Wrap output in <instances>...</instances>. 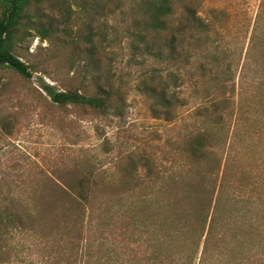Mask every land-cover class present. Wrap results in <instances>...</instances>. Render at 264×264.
<instances>
[{"label": "rangeland", "instance_id": "obj_1", "mask_svg": "<svg viewBox=\"0 0 264 264\" xmlns=\"http://www.w3.org/2000/svg\"><path fill=\"white\" fill-rule=\"evenodd\" d=\"M109 1L111 10H101L92 23L102 26L103 34L110 31L106 39L87 34L89 20L76 6L65 12L42 5L38 15L52 26V36L41 39L32 30L19 49L21 59L36 71L27 80L10 69L0 70V201L13 196L19 206H29L40 193L54 198L73 177L90 172L113 181L130 156L138 176L147 174L143 158L155 171L184 172L183 141L203 131L212 133V150L222 163L231 159V178L242 170L264 177V14L257 24L261 0H202L198 13L207 29L190 32L192 38L185 34L175 61L132 49L126 34L131 0ZM169 37L162 31L147 38L155 49L166 51ZM89 45L98 74L83 67ZM153 72L156 80L167 79L168 91L176 97L168 115L154 117L149 99L137 89L140 79ZM107 78L124 103L120 115L107 118L86 107H56L41 89L45 82L59 90L84 86L86 94H93L96 83L105 85ZM219 100L222 116L214 105ZM237 106L238 125L233 116ZM108 187L105 183L96 190ZM152 189L143 186L138 194ZM120 226L117 218L111 235L118 237Z\"/></svg>", "mask_w": 264, "mask_h": 264}, {"label": "trees", "instance_id": "obj_2", "mask_svg": "<svg viewBox=\"0 0 264 264\" xmlns=\"http://www.w3.org/2000/svg\"><path fill=\"white\" fill-rule=\"evenodd\" d=\"M201 2L131 0L126 34L132 49L156 59L178 60L185 34L192 38L190 32L207 29L198 13ZM44 4L63 7L65 12L74 5L88 18L85 27L90 37L110 35V31L103 34L102 26L92 25L101 10L104 14L111 10L109 0H0V70L10 69L27 80L32 77L36 67L21 59L19 49L32 30L41 39L52 36V26L38 15ZM263 14L261 0L257 24ZM67 30L63 27L70 38ZM162 31L170 33L166 51L155 49L147 38ZM92 52V45L86 47L83 67L98 74ZM156 76L153 72L137 85L149 99L154 117L168 115L176 106L167 79ZM95 88L93 94H86L84 86L59 90L41 84L56 107H86L104 118L120 115L124 103L112 81L107 78L105 85L96 83ZM221 102L214 104L218 116H222ZM238 106L233 111L237 125ZM214 146L209 131L189 134L181 147L186 155L184 172L155 171L143 158L147 174L138 176L130 156L127 168L122 167L113 181L90 172L73 177L54 198L40 193L32 196L29 206H19L13 196L0 201V264H264V177L242 170L231 178V159L222 163ZM105 183L108 190H96ZM147 185L152 191L138 194ZM111 201L119 204L113 206ZM117 218L121 233L115 237L110 231Z\"/></svg>", "mask_w": 264, "mask_h": 264}]
</instances>
